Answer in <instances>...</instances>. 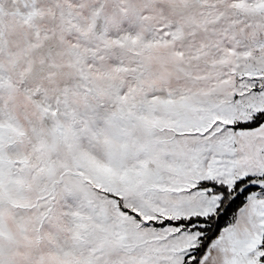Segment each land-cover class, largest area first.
<instances>
[{"label": "snow or ice", "instance_id": "obj_1", "mask_svg": "<svg viewBox=\"0 0 264 264\" xmlns=\"http://www.w3.org/2000/svg\"><path fill=\"white\" fill-rule=\"evenodd\" d=\"M0 264H264V0H0Z\"/></svg>", "mask_w": 264, "mask_h": 264}]
</instances>
